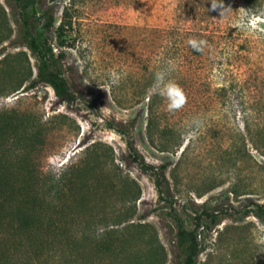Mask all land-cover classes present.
Segmentation results:
<instances>
[{
  "label": "rangeland",
  "instance_id": "obj_1",
  "mask_svg": "<svg viewBox=\"0 0 264 264\" xmlns=\"http://www.w3.org/2000/svg\"><path fill=\"white\" fill-rule=\"evenodd\" d=\"M224 5L231 12L222 17L210 0H40L30 13L36 36L43 52L52 49L75 94L61 103L48 83L29 88L41 60L27 46L15 1L0 0V125L29 130L17 145L5 128L0 152L11 153L5 166L15 185L28 181L25 166L35 172L31 194L40 224L34 230H82L89 221L102 234L146 223L164 249V264H183L182 228L198 234L196 264L264 263V217L254 213L264 203V15L241 0ZM47 8L56 19L50 30L40 20ZM200 30L208 39L204 54L195 56L189 41L199 40ZM168 61L187 99L169 111L168 101L157 98L153 145L148 89ZM132 148L146 163L168 167L172 197L161 201ZM64 175L86 182L88 207H69L70 193L45 203L42 184ZM20 200L3 212L0 255L7 264H24L31 255L19 245L25 235L11 236ZM123 208L136 213L116 226Z\"/></svg>",
  "mask_w": 264,
  "mask_h": 264
},
{
  "label": "trees",
  "instance_id": "obj_2",
  "mask_svg": "<svg viewBox=\"0 0 264 264\" xmlns=\"http://www.w3.org/2000/svg\"><path fill=\"white\" fill-rule=\"evenodd\" d=\"M20 9L21 20L23 24L24 36L27 41V46L31 49L32 53L41 60L38 69L37 79H34L29 88L34 89L41 82L50 84L61 103L70 102L75 94L72 92L66 79L61 74L60 70L56 67L57 61L53 58L52 49L48 52H43L42 45L39 43L36 36V26L34 17L30 14L36 11L40 5V0H14ZM249 6L256 13L264 15V0H241ZM183 3L180 2V5ZM40 20L43 21V28L46 30L53 29L56 24V19L50 9H45L40 15ZM64 25H61L58 30L62 31ZM201 31V30H200ZM188 33V32H186ZM199 40L206 42L207 36L201 31ZM62 35V34H61ZM61 45L64 44L61 40ZM205 43L200 46L199 50L191 46V51L195 56H201L205 51ZM32 77V74L27 77L14 92L19 91L23 85ZM159 95H152L149 99V123L148 135L153 145L156 144L157 134H155L156 120L159 115L158 98ZM7 126V127H6ZM0 125V136L6 134L5 128H8L7 135H14L19 138L16 142L17 145H22L29 137V130L21 128L20 126L11 124ZM158 146L162 152L170 151L168 145L160 144ZM177 146V145H176ZM133 149V154L137 162L147 170L151 171L154 184L159 194L161 201L168 200L172 197L170 181L167 179L166 171L167 166L150 165L142 159L141 155ZM11 154L9 150L0 152V237L4 234L1 228L4 225L3 212L7 206L16 200L21 199V203L16 209V219L14 221V232H12V239L20 240L18 234L25 235V244L19 242V245L26 247L30 251V258L24 264H38L42 263V259L53 260L56 264H164L165 253L162 245L158 240V236L152 232L151 226L146 223H130L122 228L111 229L104 231L102 234L92 230L91 223L86 222L85 229L64 230L47 227L44 230H34L33 225L40 224V221L33 211L36 204L32 200L31 191L36 185L34 180L35 172L30 166H25V175L28 176V181L23 185H15L14 182L8 180V173L6 172L5 161L6 157ZM25 163V162H24ZM43 185V186H42ZM40 188L44 193L45 203L47 201L53 203L56 199L61 200L63 196L70 193L69 207L73 203H80L84 207H88L90 202L87 201L85 189L87 188L86 182L78 183L74 180H69L64 175L63 177L51 180L50 183H43ZM38 187V186H37ZM125 191L123 190V193ZM126 194V193H124ZM80 197V198H79ZM140 197L139 190L134 194L133 200L136 202ZM125 203V199L123 200ZM47 204V203H46ZM58 205V204H57ZM135 210L127 211L123 208L116 216V226L123 225L129 222L135 215ZM254 213L257 217H264V203H257ZM69 216L70 213H69ZM70 218V217H69ZM196 220L199 219L195 218ZM55 223V222H53ZM40 227V225H39ZM179 237L182 242H187L188 252L183 264H196L198 255L201 248L198 241V234L193 231H186L182 228L179 230ZM10 235V234H9ZM18 237V238H17ZM26 245V246H25ZM38 261V262H37ZM0 264H7L4 260V254L0 255ZM264 264V263H263Z\"/></svg>",
  "mask_w": 264,
  "mask_h": 264
},
{
  "label": "clouds",
  "instance_id": "obj_3",
  "mask_svg": "<svg viewBox=\"0 0 264 264\" xmlns=\"http://www.w3.org/2000/svg\"><path fill=\"white\" fill-rule=\"evenodd\" d=\"M211 9L216 10L220 9V15L225 17L230 14L231 7H225L224 0H210ZM189 43L193 48L199 50L200 46L205 42L200 40H190ZM175 69V64L171 61H168L164 66L160 67L153 76V81L148 89V93L151 95H159L165 98L167 103V108L169 111H175L183 107L186 103V94L182 87L176 83L171 78V73Z\"/></svg>",
  "mask_w": 264,
  "mask_h": 264
}]
</instances>
